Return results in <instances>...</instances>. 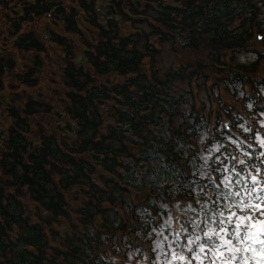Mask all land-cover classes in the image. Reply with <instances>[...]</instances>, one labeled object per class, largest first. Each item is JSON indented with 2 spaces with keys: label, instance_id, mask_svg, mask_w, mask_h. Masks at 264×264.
<instances>
[{
  "label": "trees",
  "instance_id": "1",
  "mask_svg": "<svg viewBox=\"0 0 264 264\" xmlns=\"http://www.w3.org/2000/svg\"><path fill=\"white\" fill-rule=\"evenodd\" d=\"M77 2L85 11L84 19L95 25L98 30L95 54L91 55L97 73H136V77L131 80L134 91L131 95L127 86L118 89L124 97V104L127 105V111L118 114V121L122 123L119 129H110L106 137L96 141L102 119L97 103L103 102L110 95L99 86L96 79L91 78L92 74L75 69L72 62L66 58L67 67L63 79L79 92L70 109L80 122L79 141L74 149L61 151L53 138L44 139L40 151L27 157L28 125L25 116L49 113L50 107L41 102L29 101L21 110L23 115L15 109L10 110L13 126L6 142L9 152L0 163V255L5 259V264H43L42 253L34 257L24 248L25 245H33L40 249L45 242L41 231L38 228H30L27 220L24 221L21 217L23 209L17 195L23 193V187L26 186L27 192L33 198L55 214L62 212L61 190L71 183L86 182L88 177L85 171L92 169L83 157L84 151L94 150L95 158L98 160L102 156V164L111 170L121 163L118 161L119 157L131 155L126 144L124 125L130 127L133 138L137 140V145L142 151L154 150L158 156L157 162L164 161L165 166L158 165L160 172L173 176L176 180L175 184L163 190L165 198L182 194L194 187L200 188L203 183L199 173L201 170L206 173L214 171L220 180L232 187L229 188L231 191L240 188V184L245 183V172L237 166L236 156L239 153L254 169H259L263 164L264 142L258 136L261 128H264V103L260 107L264 102V81L256 78L260 57L251 51L248 45L252 31L264 32V0H187L180 10L174 9L164 0H140L137 5H133L130 0H111V13L120 16V24L110 20L106 31L98 26V19L93 12L94 0ZM18 3L24 6L23 17L11 18L12 13L17 14ZM0 6L7 10L9 32L24 29L16 41L19 50H25L27 47H35L38 52L43 50L34 23L42 13L50 9L56 10V15L64 19L67 30L77 29L75 7L72 4L65 5L62 0H35L31 5L27 0H0ZM140 6H143V9L139 8ZM128 12L136 22L134 32L125 37L122 29L129 21ZM237 21L239 23L234 25ZM54 36L61 41L60 36ZM181 38L185 42L182 50L196 53L199 56L197 60L184 65L177 73L172 71L170 65L164 70H159L155 64L157 56L164 52L167 44L177 52V43ZM153 39L161 44L160 51ZM65 46L70 56L71 47ZM229 51L233 52V57L230 59V65H226L225 57ZM241 54L249 55L250 58L240 64L235 58ZM7 55L0 57V89L3 87L2 73L15 68L14 59ZM146 57L151 64L150 76L146 75L142 67ZM223 70L228 79L223 77L219 79L223 81L214 80L208 93L206 88L209 76H216ZM192 77H196V84L204 95V112L201 114L195 111L192 102ZM22 80L27 85L35 84L33 70L27 71ZM220 82L237 97H242L245 85L250 87L253 97L245 99L243 104L246 113L251 116L258 115L256 129L246 127L241 115L234 118L230 108H217L214 111L209 109L206 98L211 97V93L217 96ZM161 95L173 109L170 113L171 135L167 138L156 137L152 130L155 117L159 118L163 111L159 106ZM147 110L149 112L145 115ZM223 111L232 118L234 126L257 145L254 152L248 153V150L233 143L231 137L224 132L220 117ZM212 115H215L216 123L214 129L209 130ZM183 127L185 128L182 129ZM230 145H234V153H230ZM188 170L189 173L186 174ZM56 175L60 176L58 182L55 180ZM8 185L15 187L14 195L3 194ZM156 188L161 190L160 186ZM106 197L112 203H121L132 216L145 222L139 234H153L154 241L163 235V229L160 227L167 225L164 219L167 210L160 206L159 202L166 200L165 198L150 197L144 203L161 216V222L155 224L152 219L147 218L142 207L136 208L129 203L127 192L125 194L115 188L109 195H102V198ZM96 212L98 205L90 203L85 207L83 214L91 218ZM105 220L108 228L127 227L118 219L114 210L107 212ZM13 224L18 226L21 241L19 246L12 244L8 234ZM68 247L69 251L64 254L63 264H106L95 256L94 249L97 245L91 237L71 240Z\"/></svg>",
  "mask_w": 264,
  "mask_h": 264
},
{
  "label": "rangeland",
  "instance_id": "2",
  "mask_svg": "<svg viewBox=\"0 0 264 264\" xmlns=\"http://www.w3.org/2000/svg\"><path fill=\"white\" fill-rule=\"evenodd\" d=\"M198 57L199 56L196 53L188 50H180L176 52L175 50H172L169 44H167L164 52L157 56L155 64L159 70H164L174 59L175 61L179 60L181 62L191 63L195 62ZM249 58V55L241 54L237 55L235 60L241 64L249 60ZM238 198L237 203H232L227 198L222 202L219 200L217 204L218 209L208 215L207 219H212L214 224L212 225V230L208 231L205 240L206 243H203V245H207L209 251L205 254L202 250V243L200 242L201 244H197L196 251L193 253L195 264H212L213 261H215V264H219L222 260L216 256L215 249L221 244L225 247L226 242H233L235 239L238 240V246L241 247L240 259L235 261L236 264H264V251H256L252 246L253 243L249 230L245 236L246 240H244L237 237L235 234L233 236L234 239L232 236L228 235L227 228L221 230L222 227H218L222 221L234 226L235 230L243 225L251 226L254 213L249 215L247 212H249L250 209H255L256 212L262 210L261 205H258L251 200L250 197L241 195ZM161 229H163V235L159 234L160 238L155 242L157 248L156 261L159 263L162 262L163 257L168 263L172 264L173 254L169 253L165 248L162 239L164 235L166 236V228L161 227ZM213 241L215 242L213 243Z\"/></svg>",
  "mask_w": 264,
  "mask_h": 264
},
{
  "label": "snow or ice",
  "instance_id": "3",
  "mask_svg": "<svg viewBox=\"0 0 264 264\" xmlns=\"http://www.w3.org/2000/svg\"><path fill=\"white\" fill-rule=\"evenodd\" d=\"M262 210H264V205L261 206ZM261 239L264 240V233L261 234ZM215 241H213L214 243ZM202 243V250L205 252V254L209 251V248L207 245H203V242ZM228 249H226L222 244L219 245L216 249H215V252H216V256L218 258H221L222 260V264H227V261H223V256H224V253L225 251H227ZM195 251V250H193ZM174 259H175V256H174ZM180 259H184L183 257H180ZM212 264H215V261L212 262Z\"/></svg>",
  "mask_w": 264,
  "mask_h": 264
}]
</instances>
